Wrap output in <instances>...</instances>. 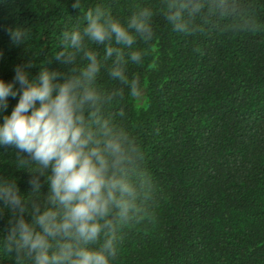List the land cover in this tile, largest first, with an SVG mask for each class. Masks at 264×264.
I'll return each mask as SVG.
<instances>
[{
	"label": "trees",
	"instance_id": "16d2710c",
	"mask_svg": "<svg viewBox=\"0 0 264 264\" xmlns=\"http://www.w3.org/2000/svg\"><path fill=\"white\" fill-rule=\"evenodd\" d=\"M84 3L121 19L141 6L154 12L155 37L135 69L143 96L121 105L152 191L141 221L125 229L117 264H264V0H197L201 11L184 33L165 21L166 0ZM68 5L0 0V79L11 81L31 58L9 38L16 24L30 28L37 64L60 68L51 54L78 15ZM18 99L9 97L5 114ZM15 152L0 148V175L15 176L26 193L28 174L14 168Z\"/></svg>",
	"mask_w": 264,
	"mask_h": 264
},
{
	"label": "clouds",
	"instance_id": "9594fccd",
	"mask_svg": "<svg viewBox=\"0 0 264 264\" xmlns=\"http://www.w3.org/2000/svg\"><path fill=\"white\" fill-rule=\"evenodd\" d=\"M68 7L78 15L51 54L57 70L37 64L27 25L7 29L12 44L31 53L11 81L0 79V148H14V168L28 174L26 193L15 176L0 175V222L7 214L0 259L12 264H117L125 229L141 221L152 191L121 105L143 96L135 69L145 63L142 45L155 37L154 12L141 6L121 19L102 4L69 0ZM163 7L177 33L201 11L197 0Z\"/></svg>",
	"mask_w": 264,
	"mask_h": 264
}]
</instances>
